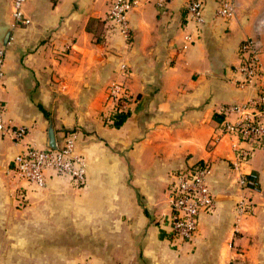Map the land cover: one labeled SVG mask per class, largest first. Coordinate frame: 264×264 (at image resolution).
<instances>
[{
  "label": "crops",
  "instance_id": "crops-1",
  "mask_svg": "<svg viewBox=\"0 0 264 264\" xmlns=\"http://www.w3.org/2000/svg\"><path fill=\"white\" fill-rule=\"evenodd\" d=\"M220 1L204 0L196 29L186 0H140L123 36L105 18L109 0H25L27 24H12L10 0H0L3 115L27 130L17 142L0 134V257L11 264H264V145H253L237 166L236 147L251 145L217 135L220 121L234 119L223 108L255 93V84L235 85L243 39L264 70V0H229L230 18L216 13ZM186 33L192 42L181 49ZM113 84L131 97L117 126L102 119ZM49 125L56 144L75 134L83 185L48 175L37 188L15 176L13 155L27 143L48 148ZM193 164L208 169L214 209L198 216L193 239L180 245L169 228V174ZM8 173L28 199L18 209L7 201L15 190ZM242 173L256 175L254 187L239 185ZM239 199L246 207L236 218Z\"/></svg>",
  "mask_w": 264,
  "mask_h": 264
},
{
  "label": "built area",
  "instance_id": "built-area-1",
  "mask_svg": "<svg viewBox=\"0 0 264 264\" xmlns=\"http://www.w3.org/2000/svg\"><path fill=\"white\" fill-rule=\"evenodd\" d=\"M25 0H10L9 15L12 24L29 23L21 6ZM140 0H109V8L105 13L106 20L123 36L128 35L127 14L136 7ZM204 0H186L185 14L187 20L197 29L203 22ZM232 4L229 0H221L216 13L223 18L232 16ZM192 42L191 34L182 37L181 49H186ZM240 61L234 68L237 75L235 85L239 88L255 84V93L243 102L229 104L223 112L232 113L234 119L219 122V137L233 138L236 144L248 142L251 147H236V165L244 163L253 145H264V70L260 68L257 51L253 42L243 39L238 45ZM4 52L0 47V134H7L12 141L21 140L27 130L23 126H13L4 118V102L2 93ZM129 92L119 84L110 85L107 90L108 110L102 114L105 123L111 125V114L126 111L130 101ZM75 134L63 133L55 148H39L27 143L24 148L13 155L12 170L23 183L42 188L48 175L61 176L76 186L85 182V162L75 152ZM208 169L204 164H193L183 169L170 172L168 182V211L170 214L171 238L180 245L190 242L197 230L198 216L211 213L214 209V197L207 183ZM238 183L241 187L252 188L256 184L254 173H242ZM243 199L235 203L236 218L245 212ZM80 264H91L82 261Z\"/></svg>",
  "mask_w": 264,
  "mask_h": 264
},
{
  "label": "rangeland",
  "instance_id": "rangeland-1",
  "mask_svg": "<svg viewBox=\"0 0 264 264\" xmlns=\"http://www.w3.org/2000/svg\"><path fill=\"white\" fill-rule=\"evenodd\" d=\"M6 179V185L11 188H14L15 190L12 191V193H10V195L8 196L7 201L11 203V206L13 208H20L22 206H24V204L27 203L28 199H24L23 196H20V193L18 192V190L16 189V187H14V181H13V176L10 175L8 173V176L5 177ZM10 198V199H9ZM11 214V213H8ZM14 258L12 257H0V264H11L12 262H14ZM54 261V260H53ZM53 261L51 260V263H53ZM65 264H74V262H66ZM76 264H80V262H76Z\"/></svg>",
  "mask_w": 264,
  "mask_h": 264
},
{
  "label": "water",
  "instance_id": "water-1",
  "mask_svg": "<svg viewBox=\"0 0 264 264\" xmlns=\"http://www.w3.org/2000/svg\"><path fill=\"white\" fill-rule=\"evenodd\" d=\"M7 36H8V32H6L5 35H4V40H3L4 43H5L6 39H7ZM46 137H47V146H48V148L54 149L55 148V141H54L51 125H49L48 128H47Z\"/></svg>",
  "mask_w": 264,
  "mask_h": 264
},
{
  "label": "trees",
  "instance_id": "trees-1",
  "mask_svg": "<svg viewBox=\"0 0 264 264\" xmlns=\"http://www.w3.org/2000/svg\"><path fill=\"white\" fill-rule=\"evenodd\" d=\"M128 114V111H120V112H114L111 114V119H112V124L111 125H119L123 119L126 117V115ZM220 121V119H219Z\"/></svg>",
  "mask_w": 264,
  "mask_h": 264
}]
</instances>
